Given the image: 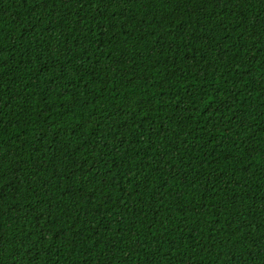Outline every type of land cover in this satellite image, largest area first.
Segmentation results:
<instances>
[{
	"label": "trees",
	"instance_id": "16d2710c",
	"mask_svg": "<svg viewBox=\"0 0 264 264\" xmlns=\"http://www.w3.org/2000/svg\"><path fill=\"white\" fill-rule=\"evenodd\" d=\"M0 264H264V0H0Z\"/></svg>",
	"mask_w": 264,
	"mask_h": 264
}]
</instances>
